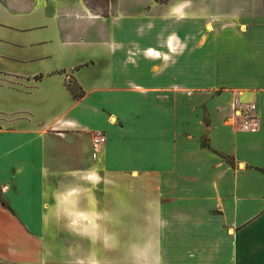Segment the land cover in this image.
I'll return each mask as SVG.
<instances>
[{"label":"crops","instance_id":"0c3cea01","mask_svg":"<svg viewBox=\"0 0 264 264\" xmlns=\"http://www.w3.org/2000/svg\"><path fill=\"white\" fill-rule=\"evenodd\" d=\"M0 264H264V0H0Z\"/></svg>","mask_w":264,"mask_h":264},{"label":"built area","instance_id":"2783aa9c","mask_svg":"<svg viewBox=\"0 0 264 264\" xmlns=\"http://www.w3.org/2000/svg\"><path fill=\"white\" fill-rule=\"evenodd\" d=\"M232 115L239 120L238 129L244 132H257L259 130V119L254 103H243L234 98L231 105ZM105 137L101 133H94L93 143L99 146L104 143Z\"/></svg>","mask_w":264,"mask_h":264},{"label":"rangeland","instance_id":"374dc122","mask_svg":"<svg viewBox=\"0 0 264 264\" xmlns=\"http://www.w3.org/2000/svg\"><path fill=\"white\" fill-rule=\"evenodd\" d=\"M211 32V30H210ZM246 31L244 30V28L239 27V29L237 31L234 32L235 36L241 38L242 34L245 33ZM236 40V39H234ZM241 46V45H240ZM223 82L221 84L216 85L215 87L209 88V90H211L213 93H215L216 95L219 96H227V95H235L236 97L243 99L244 96L247 97L248 93V89L246 87L241 86L240 84H236V81H240L242 79H232V78H224L222 79ZM245 80V79H244ZM71 84V83H70ZM231 95V96H232ZM236 98V99H238ZM239 99V100H240ZM241 168H243V166H240Z\"/></svg>","mask_w":264,"mask_h":264},{"label":"trees","instance_id":"16d2710c","mask_svg":"<svg viewBox=\"0 0 264 264\" xmlns=\"http://www.w3.org/2000/svg\"><path fill=\"white\" fill-rule=\"evenodd\" d=\"M68 90L75 100H79L83 96V92L74 83L68 84Z\"/></svg>","mask_w":264,"mask_h":264}]
</instances>
